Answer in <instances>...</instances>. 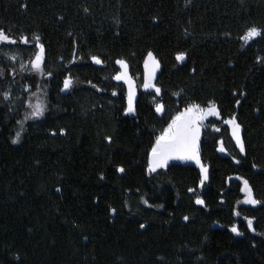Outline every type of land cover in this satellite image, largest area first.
Wrapping results in <instances>:
<instances>
[{
  "label": "trees",
  "instance_id": "obj_1",
  "mask_svg": "<svg viewBox=\"0 0 264 264\" xmlns=\"http://www.w3.org/2000/svg\"><path fill=\"white\" fill-rule=\"evenodd\" d=\"M251 26L264 29V0H0V29L17 41L0 43V264H264V36L244 44ZM35 35L41 75L29 63ZM148 51L160 62L159 96L142 87ZM119 59L136 84L132 118L113 80ZM66 77L73 86L63 93ZM40 87L45 113L13 144ZM208 101L220 116L203 129L202 191L191 165L149 175L147 153L171 118ZM232 117L244 159L224 123ZM234 176L248 181L257 208L239 205ZM236 212L242 237L230 232Z\"/></svg>",
  "mask_w": 264,
  "mask_h": 264
},
{
  "label": "snow or ice",
  "instance_id": "obj_2",
  "mask_svg": "<svg viewBox=\"0 0 264 264\" xmlns=\"http://www.w3.org/2000/svg\"><path fill=\"white\" fill-rule=\"evenodd\" d=\"M190 2V0H189ZM24 7H27L25 4ZM86 12L88 9H84ZM264 36V29L257 28L256 26H251L246 29L245 33L240 37L241 40L244 41L245 44H248L250 41L257 37ZM40 37L38 35L34 36L35 45L37 51L34 53V57L29 61L31 71L35 73L43 72V64H44V56L45 49L44 45L40 43ZM0 42L15 44L17 41L11 39L4 30L0 29ZM21 42L24 44H28L29 40L27 37H23ZM15 59V57H12ZM176 61L182 62L186 59L185 53H177L175 57ZM262 62H264V58H260ZM92 60L96 64H101L102 61L93 56ZM120 66L121 71H119L113 79L116 81H124L128 85L127 92V108L124 110L125 114L135 113L136 108L134 105V99L136 96L135 87L132 78L128 74V64L125 60L119 59L115 62ZM23 67V66H22ZM144 79L142 87L145 90L153 89L157 96L160 95L161 89L157 87L153 81L155 80V73L160 68V62L154 55L152 51H148L144 58ZM51 75V73H49ZM73 86V81L70 77H66L63 81V88L61 91H68ZM113 95H116L113 92ZM9 96L8 92L4 93L5 99ZM240 101H237L239 104ZM32 111L26 119H38L44 115L45 106L37 103L30 105ZM157 113L163 114L165 111V106L163 103H157L155 108ZM220 112L218 109V105L215 101H208L206 107H202L200 104H189L184 108L183 111L178 112L175 116L171 118L170 123H168L167 127L164 128L161 133L156 137L155 142L151 145L150 150L147 153V167L146 171L149 175L153 173H157L159 170H165L169 167L171 161H185L192 162L197 165L200 169V180L199 185L202 187L206 180H208V168L201 162L200 156V139H201V128L203 127V121L208 117H219ZM225 124L231 126V134L235 139L236 145L239 147L241 153L245 152L244 142L241 137V125L237 122L235 117L227 119L224 121ZM218 131V129H217ZM21 137V131H17L15 133V137L12 139V143L16 144L19 142ZM109 142H111V137H107ZM219 151H225L224 147L221 146ZM239 163V161H237ZM255 167V165H253ZM117 171L120 173H124L125 169L123 167H118ZM103 179V176H101ZM239 179V178H238ZM59 191V189H57ZM189 192L195 193L194 188H189ZM241 191L244 192L245 198L243 203L257 205L261 203L260 201L254 198L253 190L250 187L247 180L243 181V187ZM144 204H148L147 200H143ZM195 203L197 205H204V200L199 196L195 199ZM151 207V205H149ZM157 207H163V205H158ZM111 212L115 213L116 209L111 208ZM239 215V212L235 213ZM189 217L185 216L184 220L187 221ZM247 226L253 232L255 229L253 228V221L249 219L247 221ZM141 228H144L145 225L141 224ZM231 232L236 235H243L238 230V227L233 226L231 228ZM254 246V245H253Z\"/></svg>",
  "mask_w": 264,
  "mask_h": 264
},
{
  "label": "rangeland",
  "instance_id": "obj_3",
  "mask_svg": "<svg viewBox=\"0 0 264 264\" xmlns=\"http://www.w3.org/2000/svg\"><path fill=\"white\" fill-rule=\"evenodd\" d=\"M256 39V38H255ZM255 39H253V40H255ZM252 40V41H253ZM252 41H250V42H252ZM242 42L244 43V41L242 40ZM249 42V43H250ZM0 43H2V42H0ZM248 43V44H249ZM245 44V43H244ZM117 65V64H116ZM117 67H118V69H119V71H121V69H120V66L119 65H117ZM129 74V73H128ZM38 75H41V73H38ZM130 76V75H129ZM115 82H117V83H121V84H123L124 85V87H125V90H126V107H125V109L127 108V92H128V85H127V83H125L124 81H116L115 79H113ZM133 83H134V87H135V92H136V96H135V99H134V105H135V103H136V99H137V90H136V84H135V82L133 81ZM67 91H63V93H66ZM37 103H39V104H41V105H43V106H45V109H46V101H45V91H44V89L43 88H38L36 91H34V92H32V93H30L29 95H28V99H27V101H26V112L24 113V115H23V117H22V119H21V121L19 122V124L17 125V131H21V135H22V133H23V130H24V126H25V124H27V123H29V122H33V121H36V120H39L40 118H38V119H31V118H28V119H26V117H28L29 115H30V113H31V111H32V108L30 107V105H33V104H37ZM45 113V112H44ZM124 116L125 117H127V118H132V117H134L135 116V113H132V114H125V111H124ZM43 117V116H42ZM216 120L217 119V117H208L207 119H205L204 121H203V127L201 128V139H202V134H203V129H204V126L205 125H207L208 123H209V121L210 120ZM16 131V132H17ZM201 139H200V143H201ZM17 144V143H16ZM222 146V143L221 142H219L218 143V146H217V150H216V152H217V154L219 155V156H221V157H228V153L226 152V150L225 151H223V152H221V151H219V149H220V147ZM202 162V161H201ZM171 164H181V165H191V166H194V167H196L197 169H198V171H199V173H200V169H199V167L197 166V165H195L194 163H192V162H185V161H179V160H176V161H171L170 162V164L169 165H171ZM239 178V179H238ZM231 180H233V181H237V182H239V184H240V193H241V200H240V203H239V205L240 206H244V207H251V208H257L258 206H259V204H257V205H251V204H245V203H243V200H244V198H245V194H244V192H242L241 191V188L243 187V181L245 180V179H243V178H241V177H238V176H234V177H232L231 178ZM207 181L208 180H206L205 181V183H204V185L207 183ZM204 185L201 187L200 185H198V191H202V189H203V187H204ZM236 218H237V222L234 224V226H236V227H238V215H236ZM232 228V227H231ZM231 228H230V232H231ZM238 230L241 232V233H243L239 228H238ZM247 231L251 234V235H253L254 234V232L251 230V229H249L248 228V226H247ZM232 233V232H231ZM235 237H242L243 235H236V234H234V233H232Z\"/></svg>",
  "mask_w": 264,
  "mask_h": 264
},
{
  "label": "water",
  "instance_id": "obj_4",
  "mask_svg": "<svg viewBox=\"0 0 264 264\" xmlns=\"http://www.w3.org/2000/svg\"><path fill=\"white\" fill-rule=\"evenodd\" d=\"M159 72H160V68L156 71L155 73V80L157 78V76L159 75ZM144 73H145V68H144V64H143V79H144ZM155 80L153 81V83L155 82ZM226 126L228 127L229 129V136L231 138V141L233 142L234 146H235V149L237 151V153L239 154V156L244 159L245 158V152L244 153H241L240 150H239V147L236 145V142H235V139L232 137V134H231V126L226 124ZM241 137H242V140H243V133H242V130H241Z\"/></svg>",
  "mask_w": 264,
  "mask_h": 264
}]
</instances>
